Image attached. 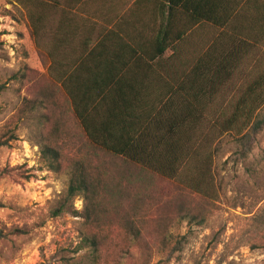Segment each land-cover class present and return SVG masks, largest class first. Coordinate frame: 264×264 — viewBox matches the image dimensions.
Returning <instances> with one entry per match:
<instances>
[{"label": "trees", "instance_id": "16d2710c", "mask_svg": "<svg viewBox=\"0 0 264 264\" xmlns=\"http://www.w3.org/2000/svg\"><path fill=\"white\" fill-rule=\"evenodd\" d=\"M9 1L39 47L36 11L45 0ZM259 11V19L222 32L162 86L85 81L79 69L60 66L58 53H40L46 75L17 118L38 113L43 165L67 175L66 191L49 213L81 219L73 253L85 250V264H151L159 255L168 262L181 246L166 236L173 215L192 221L199 215L203 223L206 204L220 199L215 159L221 143L232 138L246 158L264 126V0ZM178 56L174 50L170 60ZM15 121L4 128L0 147L16 139ZM76 198L81 210L73 206ZM194 198L203 200L202 214L192 213ZM5 237L0 230V240ZM63 250L60 261L71 264Z\"/></svg>", "mask_w": 264, "mask_h": 264}, {"label": "rangeland", "instance_id": "374dc122", "mask_svg": "<svg viewBox=\"0 0 264 264\" xmlns=\"http://www.w3.org/2000/svg\"><path fill=\"white\" fill-rule=\"evenodd\" d=\"M0 32V138L16 120V139L0 147V230L6 236L0 240V264H64L60 249L71 264H85V250L73 253L81 219L49 213L66 191L67 175L43 165L36 146L38 113L17 118L23 100L34 97L47 64L27 21L9 0H0ZM239 151L232 138L224 139L215 159L220 199L206 204L203 223L199 215L195 221L173 215L166 236H172V244L181 241L180 251L168 262L163 255L153 257L151 264H264V126L246 158ZM190 204L192 213L202 214V199ZM73 206L81 210L82 200L76 198Z\"/></svg>", "mask_w": 264, "mask_h": 264}, {"label": "crops", "instance_id": "0c3cea01", "mask_svg": "<svg viewBox=\"0 0 264 264\" xmlns=\"http://www.w3.org/2000/svg\"><path fill=\"white\" fill-rule=\"evenodd\" d=\"M260 1L45 0L36 11L41 43L35 47L58 53L60 66L79 69L85 81L162 86L222 32L259 19ZM181 34L185 39L163 49ZM174 50L179 56L170 60Z\"/></svg>", "mask_w": 264, "mask_h": 264}]
</instances>
